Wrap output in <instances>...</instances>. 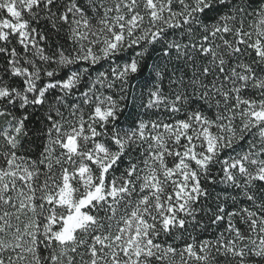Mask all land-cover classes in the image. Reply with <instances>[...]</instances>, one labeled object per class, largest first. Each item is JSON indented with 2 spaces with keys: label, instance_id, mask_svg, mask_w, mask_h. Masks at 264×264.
<instances>
[{
  "label": "snow or ice",
  "instance_id": "obj_1",
  "mask_svg": "<svg viewBox=\"0 0 264 264\" xmlns=\"http://www.w3.org/2000/svg\"><path fill=\"white\" fill-rule=\"evenodd\" d=\"M0 264H264V0H0Z\"/></svg>",
  "mask_w": 264,
  "mask_h": 264
}]
</instances>
